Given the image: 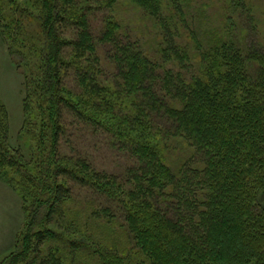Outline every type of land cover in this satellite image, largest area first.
<instances>
[{
    "label": "trees",
    "instance_id": "trees-1",
    "mask_svg": "<svg viewBox=\"0 0 264 264\" xmlns=\"http://www.w3.org/2000/svg\"><path fill=\"white\" fill-rule=\"evenodd\" d=\"M90 1L0 0L32 152L11 145L0 97V175L14 172L31 196L0 264H264V35L248 32L250 0L224 2L206 47L179 35L189 2L134 0L161 26L158 57L115 20L95 34ZM101 50L115 65L108 79ZM73 118L130 153L122 174L66 153ZM179 145L188 152L175 170L167 155Z\"/></svg>",
    "mask_w": 264,
    "mask_h": 264
},
{
    "label": "rangeland",
    "instance_id": "rangeland-1",
    "mask_svg": "<svg viewBox=\"0 0 264 264\" xmlns=\"http://www.w3.org/2000/svg\"><path fill=\"white\" fill-rule=\"evenodd\" d=\"M24 1L31 3L35 0ZM186 1L191 5V7H188L190 11L188 18L190 20L188 25L181 24L179 35L186 41L189 33L194 34L195 42L198 45L200 44L199 47H206L205 45L208 46L209 44L211 34L216 36V26L219 21L224 19L221 10L227 0H185L184 2ZM249 3L253 8L252 15L250 20H244L250 30L248 32L251 35H248L262 36L264 35V0H250ZM90 7L93 9L90 12L89 19L95 34L102 30L106 19L115 20L121 26L119 31L124 40L131 41L135 46H139L147 53L158 57V47L162 39L161 26L153 21L148 12L134 0H91ZM195 11L196 20L192 21L191 18ZM223 25H227V21H224ZM243 28L242 23H240V27L235 28L236 33L242 35ZM242 38L239 37V40L242 41ZM201 42H203V45ZM100 53L102 54L101 62L104 67V78L108 79L114 74V61L109 59L107 57L108 53L105 55L103 50ZM23 81V73L17 69L8 52L7 44L0 33V97L9 112V140L15 149L23 153L27 159H30L31 148L25 137L22 136L24 133L21 132L25 120ZM74 119H71L70 125L67 126L72 133L69 139L70 142L64 143V149L67 148L66 153L75 152L76 149L81 154L87 155L92 164L98 169L122 174L123 169L133 160L130 153L121 150L116 145L112 146L110 138L102 130L88 131ZM75 128L81 129L80 136L73 130ZM184 147L176 146L174 151L169 148L171 153L169 152L170 155H167V161L175 170H178L182 158L187 155L188 150ZM2 173L3 175H0V262L17 250L19 234L25 229L27 220L25 204L31 198V196H28L29 194L27 196L30 198H27L20 187L16 188L13 185V183L20 181L16 178L18 175L14 172ZM77 193L82 194L84 197L87 194L86 190ZM91 226L84 225L83 228H91ZM107 227L104 225L102 227L97 226L95 230L97 233L100 232L103 236H107ZM117 237L118 234H114L112 240H116ZM112 240H110V243Z\"/></svg>",
    "mask_w": 264,
    "mask_h": 264
}]
</instances>
